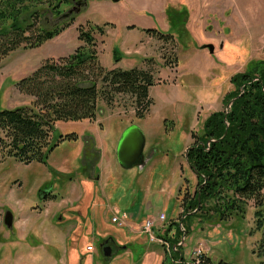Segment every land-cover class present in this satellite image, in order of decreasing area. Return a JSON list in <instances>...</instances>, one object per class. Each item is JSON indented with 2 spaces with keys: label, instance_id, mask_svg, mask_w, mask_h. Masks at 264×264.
<instances>
[{
  "label": "rangeland",
  "instance_id": "rangeland-1",
  "mask_svg": "<svg viewBox=\"0 0 264 264\" xmlns=\"http://www.w3.org/2000/svg\"><path fill=\"white\" fill-rule=\"evenodd\" d=\"M76 1L61 4L59 13L54 0L34 4L22 16L33 25L29 32L0 37V111L31 106L33 99L19 92L18 83L45 60L58 61L74 54L83 44L79 27L87 31L98 26L105 32L95 33V37L99 64L106 71L139 68L152 73L156 85L150 89V112L144 119L136 116L138 108L131 95L116 96L111 106L100 97L98 116L105 131L98 132L86 121L58 122L54 144L60 135L74 133L80 139L61 142L48 152L46 164L26 165L0 155V264H25L26 259L38 264H155L149 250L154 247L170 254L162 243L167 242L159 236L173 223L184 224L187 217L184 226L188 233L183 228L186 259L192 253L191 260L196 259L194 252L202 247L203 256H209L213 264H264V221L259 226L255 217L264 207L257 208L255 200L225 221L220 220L221 215L211 219L190 213L182 216L181 207L183 195H194L198 184L186 160L188 149L197 140L192 135H204V124L211 114L229 111L231 103L226 104L225 96L234 90L232 77L246 71L250 62L264 60V0H88L86 8L72 15L76 20L59 36L34 49L21 44L2 57L5 47L21 35L32 37L39 27H61L72 16L60 17L73 9ZM32 13L36 14L30 17ZM147 30L158 32L149 35ZM160 34L173 35L174 39ZM26 42H34V38ZM207 45L214 46L213 54ZM114 52L120 61L114 59ZM101 77L95 72L99 88L103 86ZM109 114L114 118H108ZM129 123L152 133L144 151L143 163L150 158L145 170L141 166L127 169L119 162L117 170L114 168L119 141L129 128L122 131L118 126ZM101 144L104 148L99 153H106L111 161L105 163V175L97 185L87 178L86 170L92 172V165L85 168L77 159L84 148L81 159H96L93 166L98 178L99 157L89 155L91 147ZM66 159L67 164H61L66 171L55 165ZM140 176L148 192L135 181ZM41 190H48L43 199L39 198ZM146 204L152 207L147 210L143 207ZM7 212L13 214L11 228L5 224ZM110 212L121 221L127 216L124 227L111 222ZM160 214L166 219L159 220L161 228H155V234L162 242L151 243L143 232L146 221L140 223L151 219L157 224ZM105 230L123 244V249L111 247V257L100 250L102 241L109 238L101 236ZM89 245L96 252L86 262L81 260V250ZM72 250L78 253L74 260L70 258ZM166 264H170L169 259Z\"/></svg>",
  "mask_w": 264,
  "mask_h": 264
},
{
  "label": "trees",
  "instance_id": "trees-1",
  "mask_svg": "<svg viewBox=\"0 0 264 264\" xmlns=\"http://www.w3.org/2000/svg\"><path fill=\"white\" fill-rule=\"evenodd\" d=\"M43 1L0 0V37L29 32L33 25L22 16L36 6L34 4ZM54 1L58 13L60 5L68 3V0ZM75 20L72 16L58 28L39 27L32 37L21 35L18 41L5 47L2 57L24 43L25 49L41 47L59 36ZM78 31L83 44L74 54L58 61L45 60L31 76L18 83L19 92L33 99L32 105L0 111V155L26 165L34 162L46 164L48 152L61 142L78 139L74 133L60 135L54 144L56 124L96 121L100 97L111 106L116 96L131 95L138 108L136 116L144 119L149 114L152 105L150 89L156 85L152 73L139 68L106 71L99 64L95 37V33L105 35L104 30L91 26L85 31L81 26ZM156 32L147 30L149 35ZM160 35L174 39L173 35ZM32 38L34 42L28 44L26 41ZM114 59L120 61L116 52ZM95 72L102 74V88L94 78ZM231 83L234 90L225 96L226 104L232 101L229 111L211 114L205 121L204 135H192L197 140L191 145L186 160L196 174L198 184L194 195L188 192L183 195L182 216L190 213V216L211 219L214 215H221L220 220L225 221L234 213L244 211L251 200H255L257 208L264 207V60L250 62L246 71L232 77ZM199 205V210L193 213ZM263 212H255L259 226L264 221ZM179 224L173 223L163 236L158 235L171 247L173 261L170 264H213L207 255L199 263L197 259H185L184 246H179L183 237ZM174 226L176 229L172 230ZM186 231L188 233V229Z\"/></svg>",
  "mask_w": 264,
  "mask_h": 264
},
{
  "label": "crops",
  "instance_id": "crops-1",
  "mask_svg": "<svg viewBox=\"0 0 264 264\" xmlns=\"http://www.w3.org/2000/svg\"><path fill=\"white\" fill-rule=\"evenodd\" d=\"M108 118H114V114H109V116H108ZM81 122V121H80ZM92 123L93 124V126H94V128L98 131V132H100V130H102V131H105V126H104V124H102V120L99 118V116H98V118H97V120L96 121H94V122H91V121H88V120H86V123ZM131 124L132 123H129V124H127L126 126H122V124H120L118 127L120 128V129H122V131L124 130V129H126L127 127H130L131 126ZM121 126H122V128H121ZM144 133V132H143ZM144 135H145V139H146V144H145V148L146 147H148V146H146L147 145V138L148 137H151L152 136V133L150 132V131H148L147 133L145 132L144 133ZM77 137H78V141H79V139H80V136L79 135H77ZM102 148H104V144H101V145H98L97 147H95V148H93V147H91L90 149H91V151L93 152V153H90V157L91 156H96V155H98V157H99V160H98V164L96 165V167L98 168V170L100 171V174H99V177L97 178V174H96V172L94 171V166L93 165H95L96 163V159H92V160H87L86 158L85 159H81V157H82V155H83V150H84V148H82L79 152H80V155H79V158L77 159V161H78V163H82V162H84V165H86L85 166V168H88V165L89 164H91L92 166H91V170H92V172H87V170H86V173H87V178L90 180L89 182H92V181H94L97 185H99L97 182H99L102 178H103V176L105 175V169H104V167H105V163L106 162H108L109 160H110V158L109 157H107V154L106 153H99V151L102 149ZM99 150V151H98ZM144 151H145V149H144ZM101 155V156H100ZM84 156V155H83ZM149 159V158H148ZM111 161V160H110ZM145 161H146V158H145ZM149 161V160H148ZM66 162H68V160L66 159V160H64L63 162H58L57 161V163L58 164H55V165H59V167H60V169H63V170H65L66 171V169L67 168H65L64 166H62L61 164H67ZM119 163H118V158L116 157H114V168L117 170V166H119L118 165ZM142 169H144L145 170V168L143 167ZM56 172H58L57 170H56ZM55 173V172H54ZM94 174H95V176H94ZM142 178V176H140L139 177V179L137 180H135V181H137V182H139L140 183V185H141V187H142V189H145V191L146 192H148V186H147V183H146V181H145V184H143V179H141ZM47 189H49V188H47ZM76 189H77V187H76ZM48 191V190H47ZM48 193H50V196L51 197H54L53 195H52V189L50 188L49 189V192ZM145 196H144V199H143V202L142 203H144V201H145ZM58 199V198H57ZM56 199V200H57ZM77 203V200L75 201V204ZM69 207L71 206V205H68ZM147 206V210L148 209H150L152 206L150 205V204H146V205H144L143 207H146ZM67 209H68V207H67ZM111 210V209H110ZM181 212H182V208H181V211H180V214H181ZM105 213H106V211L104 212V215H105ZM111 213V212H110ZM119 213V212H118ZM112 214V213H111ZM142 212H141V216H142ZM115 216H118V215H114V214H112V218L113 217H115ZM125 217L127 218V216L125 215L124 216V220H126L125 219ZM112 218H111V222H112ZM142 218V217H141ZM147 220H151V219H145V220H143L140 224L142 225L145 221H147ZM130 225H133V226H135V225H137V223H133V222H130V221H127ZM113 223V222H112ZM113 224H118V223H113ZM120 226V225H119ZM161 226V223H159V222H157V224H156V230H158V228ZM122 227H124V226H122ZM161 228V227H160ZM76 229H79V226H76ZM88 230V229H87ZM91 231V230H90ZM93 231H95L94 229H93ZM107 230H105V232H104V234L103 235H101L102 237H107V236H109V238H105V239H112V242H111V245H112V247L114 246V245H118L119 247H121L122 249H123V244L121 243V242H119V241H117L116 239H114L113 237H111L110 235H108V233L106 232ZM88 233H89V230L87 231ZM126 240H128V238L126 237ZM183 242V241H182ZM181 242V243H182ZM180 245V244H179ZM185 245V243L184 244H182V245H180V246H184ZM89 246H91V245H89ZM88 246V247H89ZM93 246V245H92ZM94 247V246H93ZM126 249V248H125ZM73 251H75V250H72V253H70V258L72 259V260H74V259H76V254H77V257H78V253H74ZM95 253L96 252V249H95V247H94V250L93 251H88V248L86 247V249L85 248H83L82 250H81V254H82V256L83 257H81V260H85L86 262H90V259H91V257H90V255H91V253ZM194 252V251H193ZM87 254V255H86ZM115 254V253H114ZM184 255V257H185V255L186 254H183ZM148 256H153L154 257V263L155 264H164V263H166L165 261L167 260V259H169V261L170 262H172L173 261V259H172V254L170 253V254H163L161 251H159L158 249H156V248H152V249H150L149 250V254H148ZM90 259H89V258ZM193 258V253H192V255H191V257H190V259H186V260H191Z\"/></svg>",
  "mask_w": 264,
  "mask_h": 264
},
{
  "label": "water",
  "instance_id": "water-1",
  "mask_svg": "<svg viewBox=\"0 0 264 264\" xmlns=\"http://www.w3.org/2000/svg\"><path fill=\"white\" fill-rule=\"evenodd\" d=\"M113 2H119L120 0H111ZM88 3V0H78L75 2V6L73 9L69 10L68 12L64 13L60 18L63 20L70 18L73 14H80L83 8H86ZM207 48L209 49L210 53L213 54L215 52V48L213 45H207ZM232 104V102H231ZM230 108V105L228 106ZM211 142V141H209ZM1 143L2 138L0 136V150H1ZM146 139L143 131L135 126H130L122 135L117 149V158L118 162L127 169L133 168L134 166H141V169L144 167L145 163L148 162L147 159L143 163L144 159V149H145ZM191 149V147L188 149ZM188 154V153H187ZM186 154V158H187ZM200 208V205L196 211L197 212ZM5 224L8 228H11L13 225V214L11 212H7L5 215ZM181 230L184 232V236L182 241L184 242L186 233L183 229V222L181 223ZM180 243V245L183 244ZM179 245V246H180ZM175 250H177V247H174ZM104 255L106 257L112 256V248L111 247H105L104 248Z\"/></svg>",
  "mask_w": 264,
  "mask_h": 264
},
{
  "label": "built area",
  "instance_id": "built-area-1",
  "mask_svg": "<svg viewBox=\"0 0 264 264\" xmlns=\"http://www.w3.org/2000/svg\"><path fill=\"white\" fill-rule=\"evenodd\" d=\"M125 219H127V218L125 217ZM165 219H166V216L164 214H160L156 220H157V222L160 223V221H164ZM112 222L113 223H119L120 225H123L124 222H126V221L125 220L121 221V219L118 216H115L112 218ZM155 227H156V221L155 220H147L143 225V230H144L143 232H144V234L147 235V237L151 243L162 242V240L159 239L155 234ZM162 243L164 245H166L168 251L171 252L170 245L168 243H165V242H162ZM93 250H94V247L92 245L88 247V251H93ZM203 251H204V249L202 247H200V248L196 249V251L194 252L198 263L200 262L203 254H204Z\"/></svg>",
  "mask_w": 264,
  "mask_h": 264
},
{
  "label": "flooded vegetation",
  "instance_id": "flooded-vegetation-1",
  "mask_svg": "<svg viewBox=\"0 0 264 264\" xmlns=\"http://www.w3.org/2000/svg\"><path fill=\"white\" fill-rule=\"evenodd\" d=\"M47 192H48L47 190H41L39 198L43 199L47 195L46 194ZM111 242H112V239H104L102 243L100 244V250H102L104 253L105 247H112Z\"/></svg>",
  "mask_w": 264,
  "mask_h": 264
},
{
  "label": "clouds",
  "instance_id": "clouds-1",
  "mask_svg": "<svg viewBox=\"0 0 264 264\" xmlns=\"http://www.w3.org/2000/svg\"><path fill=\"white\" fill-rule=\"evenodd\" d=\"M25 264H38V262H34V261L30 260V259H26L25 260Z\"/></svg>",
  "mask_w": 264,
  "mask_h": 264
},
{
  "label": "bare ground",
  "instance_id": "bare-ground-1",
  "mask_svg": "<svg viewBox=\"0 0 264 264\" xmlns=\"http://www.w3.org/2000/svg\"><path fill=\"white\" fill-rule=\"evenodd\" d=\"M120 226H122V225H120Z\"/></svg>",
  "mask_w": 264,
  "mask_h": 264
}]
</instances>
